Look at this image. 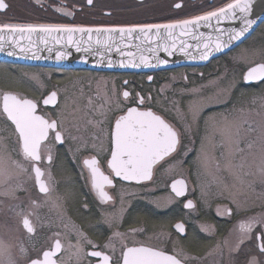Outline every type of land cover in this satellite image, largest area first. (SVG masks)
I'll return each instance as SVG.
<instances>
[{"label": "flooded vegetation", "instance_id": "1", "mask_svg": "<svg viewBox=\"0 0 264 264\" xmlns=\"http://www.w3.org/2000/svg\"><path fill=\"white\" fill-rule=\"evenodd\" d=\"M9 7L0 11V24H17V25H69V26H93V27H127L150 23H172L178 20L192 19L195 16L203 15L208 11H213L222 7L227 0H93L89 5L87 0H5ZM180 3L181 7L176 8L175 4ZM65 8L72 15H66L57 8ZM262 24L257 31L261 30ZM257 31L255 33H257ZM254 33V35H255ZM241 47V46H240ZM237 48L235 51H237ZM235 51L211 62L207 67H183L168 71H159L147 74H132L119 72H96L87 70H61L48 69L41 67H29L20 65H10L15 67L17 77L24 80L26 87L12 89L6 93H12L30 99L37 103V114L45 115L46 118L55 119L62 123L65 136V143L59 144L50 133L49 143L52 147L53 162L51 165L44 163L42 167L50 169L53 179L56 196L62 197L59 203L62 205V215L51 208L50 203L38 208L36 216L31 219L36 226V232L33 235L28 234L20 223L12 207L19 205L20 209L27 211L30 207V200L35 199L43 202L44 194L39 193L38 187L35 186L34 179H27L23 187L25 190L17 191L16 195L19 200H11L0 197L3 203L0 204V240L10 246L11 253L19 264H26L28 258L42 257V252L53 246L55 237L54 233H60V239L63 244V250L58 253L57 259L60 264H99L100 257H91L85 255L90 251H102L111 257L110 264H122V251L127 247H152L161 249L168 254L173 250L183 251L192 257H197V261L191 264H212L213 260H220L221 264H227L229 257L228 245L225 241L234 239L237 243L238 233L234 231L241 220L249 217L258 216L257 206L243 211L240 203H233V200H226L221 207V215H217L216 208L213 213V221L206 222L204 213L199 204V211L185 208V203L190 200H197V189L195 199L190 197L189 190L182 198L175 197L166 187L167 192L173 195L176 203L170 202L165 208L154 207L155 211L162 216L168 213L174 206H178V214L171 222L168 228L160 229L158 232H148L146 223L140 221L136 223L134 218L135 212L143 213L146 207L152 206L147 203L145 193L141 197H132L127 192L129 186H139L144 189L148 185H136L123 182L111 175L114 187H107L106 191L113 197L106 204H101L95 194L90 190L86 179L81 177L82 158L87 155L98 154L102 170L108 174L106 161L110 159V142L106 137L104 140L105 151H100V141L93 140L94 135H99V131L93 125L86 124L87 119H100L98 115L99 106L110 99V104H105L108 111L107 120L103 127L105 132L111 130L114 120L120 114L126 112L129 107H137L139 110H152L153 112L164 116L172 122L181 131L183 127L177 119L176 108L187 113L189 102L195 97L192 89H199L202 93L206 90V83L217 79L223 67L230 68L233 64L228 60ZM151 77V80H149ZM185 77L187 79H185ZM127 81V83H125ZM215 82V81H213ZM209 84V83H208ZM52 91L57 92L56 102L45 105L43 100L47 98ZM123 91H128L130 96L124 100ZM140 97L144 98V104H139ZM149 96L151 99L149 100ZM77 97L79 103L77 114L78 121H68L64 124L58 114L64 111L73 113V100ZM89 98L93 104H88ZM68 109L61 110L64 103ZM119 103V107H117ZM97 109V114H93L92 109ZM87 113V116H85ZM204 109V116L210 115ZM72 117V116H71ZM74 118V117H72ZM79 124V129L74 124ZM202 120L199 122L201 125ZM14 127V126H13ZM203 126L199 127V132ZM194 126V132H195ZM77 137L75 141L69 137ZM11 145L12 149L16 146V137L11 128ZM197 149L198 139L194 136ZM189 138H183L184 145H188ZM86 144L87 149L77 151V148ZM93 144L97 147L93 148ZM69 148L72 151H69ZM191 152V151H190ZM187 157L183 155V149L179 155L173 154L164 161H160L154 169V180L157 181L163 173L175 167L183 171L174 178V180H186L187 183L193 180L192 169L189 168L191 159L195 152ZM17 160L21 157L18 156ZM34 175V174H33ZM84 177H87L85 170ZM173 181V180H172ZM64 184H73L78 192V199L74 206L65 200L66 196L62 192ZM170 184V183H169ZM195 185V184H194ZM161 187L158 188V197L164 196ZM156 196V197H157ZM127 199V201H126ZM87 205V207H85ZM172 205V206H171ZM239 205V206H238ZM257 205V204H256ZM242 207V206H241ZM225 208H231V216L224 213ZM254 215V216H253ZM262 216V215H261ZM106 218L111 219V224L106 223ZM162 218V217H161ZM119 223H117V222ZM132 223L131 226L127 223ZM184 223L186 227V238L176 232L175 225ZM201 225L211 227V232H202ZM136 230V231H133ZM82 232L87 240L96 245L93 248L91 244L86 243L84 238H80V244L83 251L79 259L75 253V248L71 245L77 244L78 233ZM122 234L120 237L113 236L114 233ZM169 235L171 239H169ZM112 237L110 240L109 238ZM251 241L241 246V253H233L234 257L245 259L243 253ZM196 247L199 253L195 251ZM109 245V247H105ZM216 245L220 246L222 257L219 255H207L208 252H214ZM23 246L28 250V256H23L19 249ZM203 247V254L200 249Z\"/></svg>", "mask_w": 264, "mask_h": 264}, {"label": "snow or ice", "instance_id": "2", "mask_svg": "<svg viewBox=\"0 0 264 264\" xmlns=\"http://www.w3.org/2000/svg\"><path fill=\"white\" fill-rule=\"evenodd\" d=\"M39 3V0H37ZM87 3L91 5L93 0H87ZM253 0H227L222 6L213 11H208L203 15H198L192 19L178 20L172 23H150L134 25L130 27H116V28H88L81 26H69V25H17V24H0V33L7 31L9 35L13 33H68L69 44L73 43V34L80 33L81 39L83 34H88V40H92V33L97 34L95 44L100 48H103L104 52H111L113 48L117 52H120V45L116 43L119 40L121 43H125V40L131 41L132 39L139 40L141 43L136 45L138 51H143L142 48L144 42L149 45L155 44V49L149 47L147 51H155L156 49H162L168 55H172L176 50V35L177 29L179 30V36H184L189 31V26L193 29L200 27L201 21L204 22L205 27H211V21L215 19L219 23L222 19H234L241 22L239 30L230 29L227 30L229 35L228 41H222L220 37H217L215 47L210 48L208 43H204L203 47L206 51L202 52L200 59L207 60L213 51H222L228 47L231 41L240 40L244 35L249 32L252 26L256 23L255 20L248 17L252 11ZM9 5L5 0H0V11L7 9ZM176 8H180L181 4H175ZM57 11H62L66 15H72L71 12L65 8H57ZM216 31H221L216 29ZM114 33H118V36H114ZM133 34H136L135 36ZM200 33V36H203ZM198 38V37H197ZM4 37L0 35V41ZM211 38L209 37V40ZM46 43V41H43ZM59 42V40H57ZM181 44H184L181 41ZM128 47H132L131 43L127 44ZM76 51L89 52L92 50V45L81 49L79 41L75 42ZM192 47L191 45H185L180 51H185L186 48ZM199 49V44L196 46ZM171 49V50H170ZM21 52L25 51L24 48L20 49ZM0 51H4L3 45L0 44ZM49 52L52 49H48ZM104 52H98L100 60L104 61ZM9 56L15 55L14 52L9 51ZM124 56H134L135 53L124 52ZM33 58L39 59V55L36 52L32 53ZM66 53L58 51L56 59L61 60L65 58ZM141 63L145 67H155L157 65L166 64L167 61L163 59H157V65H152L150 61L141 56ZM122 67L131 66L139 67L138 64L129 60L126 63L120 62ZM108 67L113 66L111 59L107 62ZM185 79H187L185 77ZM151 80V77H149ZM245 83L254 81H264V63L256 64L255 66L248 67L244 75ZM127 83V81H125ZM215 82L210 81L209 85L203 87H209L214 85ZM195 97L189 102L188 111L184 113L176 108L177 119L181 122L183 131L177 128L172 122L167 120L164 116L153 112L152 110H139L137 107H129L126 112L117 116L114 120V124L110 131L105 132L103 125L107 120L108 111L111 109H105V104H110V99H106L104 104L99 106L98 115L100 119H87L86 124L93 125L99 131V135H94L93 140H99L100 151H105L104 140L102 137H106L110 142V159L106 161L107 168L110 170L108 174L102 170L101 162L98 159V154L87 155L82 158L81 177L86 179V183L90 186V190L95 194L96 198L101 204H106L113 199V197L106 191L107 187H114L113 179L111 175L119 177L124 181H135L140 183L142 181L151 180L153 176V167L160 161H164L168 157H173V154L179 155L181 149H183L184 157L188 156L190 151L196 152V162L198 166L203 167L205 170L214 168V171L210 172L213 175V183H217L219 191L218 196L223 197L225 193H228L232 197L233 203H236L235 195L231 191L236 187V184L246 185L248 188H252V182L246 181L248 176L259 175L261 183L264 184V113H257L261 119L256 122L250 118L249 115L243 113L235 117H230L228 114H223L217 120L214 116L210 115L207 118L204 116L205 107L212 108L216 105L213 104L211 96L203 95L199 89L191 90ZM122 96L124 100H127L130 96L128 91H123ZM139 104H144V98L139 96ZM57 92L52 91L50 95L43 100L45 105L54 104L56 102ZM149 100L151 97L149 96ZM226 103V101H225ZM75 104V101H73ZM88 104L91 106L93 101L91 98L88 100ZM119 107V103H117ZM264 107V104H262ZM78 108L73 109V116L75 117ZM93 114H97V109H92ZM87 116V113H85ZM204 120L205 123V135L200 137V147L195 149L193 146L196 143L194 138V126L196 132L199 130V122ZM0 122H3V128H0V197L19 200L16 195L17 191L25 190L23 185L27 179H34L35 186L38 187L39 193L44 194L43 202L38 200H30V207L27 211L20 209L19 205L12 207V211L20 217V223L23 229L30 235L35 234L36 226L31 219L33 216L38 218L37 209L50 203L51 208L58 211V214L62 215V205L59 201L62 197L56 196L53 198L55 188L53 185V177L50 169L42 167L44 163L51 165L53 162L52 147L49 143L50 133L53 134V138L59 144L65 143L64 129L62 123H58L55 119L46 118L45 115L37 114V103L26 99L22 96L3 93L0 94ZM211 123L212 134L208 135V126ZM14 126V127H13ZM74 127L79 129V124H74ZM9 128H12L13 134L16 137V148L14 151L18 152L21 157L20 160L13 159L11 154L8 153V145L3 132ZM187 136L189 138L188 145H184L183 138ZM71 140L75 141L77 137L71 136ZM211 143L212 152L209 154L207 145ZM93 148L97 145L93 144ZM87 149V145L84 144L77 148V151ZM258 152L259 164L256 166V172L252 171V166L248 164V157L255 156L253 150ZM219 150V155L216 152ZM69 151H72L69 148ZM239 157V162H237ZM223 161V165L221 162ZM85 170L87 171V177H84ZM221 171L227 172L229 176L233 178V183L229 185L223 177H217V173ZM34 174V175H33ZM180 185V187H177ZM172 191L177 197L185 194V182L183 180L174 181L171 185ZM254 191V189H253ZM206 193L202 192V196ZM3 200H0V204ZM185 208L195 210L196 205L192 200H188L185 203ZM239 206V205H238ZM87 207V205H85ZM224 213L231 216V208H225ZM221 211L218 207L217 215H221ZM106 223L111 224V219L106 218ZM176 232L186 238V227L184 223H177L175 225ZM200 230L202 232H211V227L207 225H201ZM136 231V230H133ZM238 233L237 243L234 247L229 248V257L227 264H264V215L249 217L245 220L238 222L234 229ZM55 237L53 246L42 252V257L28 258L26 264H60V261L55 259L58 253L63 250V244L60 237V233H54ZM115 237L122 236L121 233L116 232L113 234ZM80 238H84L86 243L91 244L93 248L96 245L92 241L87 240L82 232L78 233V239L76 245L70 247L75 248L74 255L79 259L80 253L83 248L80 244ZM110 240L112 237L109 238ZM169 239L171 236L169 235ZM251 241L243 253L245 259L241 260L238 257H234L233 253H241V246L246 242ZM225 245H228L226 240ZM109 247V245H105ZM122 251V264H191L192 261H197V257L189 256L181 251L173 250L172 254H168L161 249H154L152 247H127ZM20 253L27 257L28 250L23 246L19 249ZM87 256L100 257L99 264H110L111 257L102 251H90L85 253ZM212 255H219L222 257V252L217 246L214 252L209 253ZM0 264H19L18 260L13 257L10 246L5 244L3 240H0ZM212 264H221L220 260H213Z\"/></svg>", "mask_w": 264, "mask_h": 264}, {"label": "rangeland", "instance_id": "3", "mask_svg": "<svg viewBox=\"0 0 264 264\" xmlns=\"http://www.w3.org/2000/svg\"><path fill=\"white\" fill-rule=\"evenodd\" d=\"M261 28V30L257 31L255 35H253L245 44L239 47V49L235 51L232 56L228 58V60L233 62L232 66L230 68L223 67L220 76L217 79L213 80L215 81L214 85L206 87V90L202 92L203 95L211 96L213 104L216 105L212 108L217 110H215L210 115L214 116L217 120H219L220 116L223 114H228L230 115V117L238 116L241 114V110H243L244 114L249 115L252 120L259 122L261 117L257 113H264V107H262V104H264V92H260V89L258 88L251 93L248 92L249 90L243 89L242 87L243 74L248 69V67L255 66L259 63H264V26ZM17 72L18 70L13 66L0 64V94H2V92L4 91H11L12 89L26 87L27 83H24V80H21L17 77ZM208 83H206V85H209ZM234 91H237L239 94H241L237 102L235 101L236 103H233V105H231L230 107L218 109V107H223L224 105L228 104L229 101H231L232 93ZM248 94L250 96L246 97V95ZM73 101H75V104H73V108H78L79 103L77 102V97H75ZM63 109H68L67 104H63L61 110ZM205 109L207 110L211 108L205 107ZM58 114L64 124H67L68 121H72V119L75 122L78 121V116L74 117L71 112L69 114L68 111H64L63 114L60 112H58ZM75 114H77V111ZM210 115H206V118ZM71 116L74 118H72ZM202 126L203 128L200 132H196L195 129V135L198 139L197 149H199L200 147V137L205 135L206 126L204 120H202L201 125H199L200 128ZM0 128H3V122H0ZM211 134L212 126L210 123L208 126V135L211 136ZM3 135L7 137L6 144L8 145V153L11 154V157L13 159L17 160V158H19L18 152L14 151L11 145V128L5 130L3 132ZM207 150L209 154H211V143L207 145ZM253 151L255 153V156L248 157V164L252 166V171L255 173L256 166L259 164V156L258 152L255 149ZM216 154L217 156L219 155V150H217ZM237 162H239V157H237ZM221 164L223 165V161L221 162ZM189 168L193 171L192 176L197 189L198 203L200 204V208L204 213L206 222L210 223L213 221V211L216 208L221 207L224 201L232 200V197H230L228 193H225L223 197L217 195L219 187L217 183H213V175L210 174V172L214 171V168L205 170L203 167L198 166L196 162V154L191 159ZM182 171L183 169L175 167L174 169L169 170L168 173H163L162 177H159L157 181L153 180V182L147 187L145 186L144 189L139 186L126 187L127 192H130L132 197H141L142 193H145L147 197V203L152 205H148L145 212L141 214L135 212L136 214L134 215L136 223L139 224L140 221L146 223L148 232H158V230L160 229L168 228L172 220L178 214H180V209L178 206H174L168 213L164 214L163 216L157 213L154 207H160L163 209L168 206L170 202H174L172 205L177 202L175 197L167 192L166 187L168 182L174 180V178L179 176ZM216 175L218 178L223 177L229 185L233 183V178L229 176L227 172L221 171ZM245 180L252 182V188H248L246 185L237 183L236 187L231 189V191L235 195L236 202L240 203L242 199V203H240L239 205L242 206H240V208H242L243 211L257 206L256 210H258V216L264 215V184L261 183L260 176L258 174L248 176L245 178ZM159 187H161L164 191V196H162L161 198L157 196ZM202 192L206 193V195L202 196ZM61 193H64V195L66 196L65 200L69 202L70 205H75L76 200L78 199V192L73 187V184H64ZM127 223L129 224V226L132 225V223L128 221ZM228 244V250L230 247H234L236 245V243L234 244V239H230L228 241ZM217 246L219 245H216L214 250L217 249ZM194 248L196 253H199V249L196 247V244ZM210 252H208L207 255H209ZM200 254H203V247H201L200 249Z\"/></svg>", "mask_w": 264, "mask_h": 264}, {"label": "water", "instance_id": "4", "mask_svg": "<svg viewBox=\"0 0 264 264\" xmlns=\"http://www.w3.org/2000/svg\"><path fill=\"white\" fill-rule=\"evenodd\" d=\"M248 18L256 21V23L252 26L249 32H247L244 37H242L240 40L231 41L228 47L224 48L222 51H213L207 60L200 59L201 53L206 51V49H204L203 47V44L208 43L210 48H214L217 37H220L222 41H228L230 33L227 30H239V28L242 26L239 20L222 19L219 23H217V21L213 19L211 21V27L203 26L204 22L201 21L200 27L198 28L193 29L192 26H189V31L184 36H179V30L177 29L176 50L173 51L172 55L170 56L162 49H156L155 51H147L146 49L149 47L153 49H155L156 47L155 44L149 45L147 42H144V44L142 45V48L145 50L138 51L136 45H139L141 42L136 39H132L131 41L125 40V43H121L119 40H117L116 43L120 45V52H117L115 48H113L110 53L104 52L103 48H100L95 44V40L97 38V34L95 32L92 33L91 41L88 40V34L86 33L83 34V39H81L82 34L74 33L73 43L69 44L68 33L54 32L48 34L42 32H24L13 33L9 35V33L5 31L3 33H0V35L4 37V39L0 41V44H2L4 48V51H0V63L29 67H41L48 69L87 70L96 72H119L132 74H147L159 71H168L182 67H200L207 65L212 60L224 56L229 52L233 51L238 46L247 41L254 34V32H256L260 25L264 23V0H253L252 11ZM81 27L107 28L93 26ZM216 29H220L221 31H216ZM200 33H203L204 35L200 36ZM113 35L118 36L119 34L114 33ZM133 35L135 36L136 34ZM209 37L211 38L210 40ZM57 40H59V42H57ZM43 41H46V43ZM76 41L80 42L81 49L88 47L89 44H91L92 50L89 52H85L83 50L79 52L76 51ZM181 41H183L184 44H181ZM128 43H131L132 47H128ZM198 44L200 46L199 49H197L196 47ZM185 45H191L192 47L186 48L183 52L180 51V49ZM21 48H24L25 51L21 52ZM48 49H52V51L49 52ZM9 51L14 52L15 55L9 56L7 54ZM58 51L66 53L65 58L57 60L56 54ZM33 52H36L40 58H33ZM98 52H104V61L100 60V56L97 54ZM124 52H132L135 53V55L124 56L122 55V53ZM141 56L147 58L152 65H157V59L166 60L167 63L163 65H157L155 67H145L144 64L141 63ZM109 59L113 61L112 67L107 66V62ZM129 60L138 64L139 67H122L120 65L121 61H124L126 63ZM257 82L262 81L248 82L246 84L251 85ZM155 166L153 167V171ZM115 178L126 183L135 184H146L151 182L152 180L151 179L136 183L135 181H124L119 177ZM177 187H180V185H177Z\"/></svg>", "mask_w": 264, "mask_h": 264}, {"label": "trees", "instance_id": "5", "mask_svg": "<svg viewBox=\"0 0 264 264\" xmlns=\"http://www.w3.org/2000/svg\"><path fill=\"white\" fill-rule=\"evenodd\" d=\"M254 87H252V88H248V89H246V90H249L248 92H254ZM259 89H260V92H264V84L262 85V86H259ZM246 96H250L249 94L248 95H246Z\"/></svg>", "mask_w": 264, "mask_h": 264}, {"label": "bare ground", "instance_id": "6", "mask_svg": "<svg viewBox=\"0 0 264 264\" xmlns=\"http://www.w3.org/2000/svg\"><path fill=\"white\" fill-rule=\"evenodd\" d=\"M196 153V152H195Z\"/></svg>", "mask_w": 264, "mask_h": 264}]
</instances>
